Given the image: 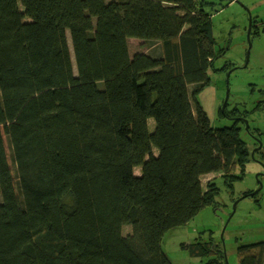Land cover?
<instances>
[{"label": "trees", "instance_id": "trees-1", "mask_svg": "<svg viewBox=\"0 0 264 264\" xmlns=\"http://www.w3.org/2000/svg\"><path fill=\"white\" fill-rule=\"evenodd\" d=\"M21 4L0 0V264H171L166 233L219 196L217 178L206 191L201 178L218 174L232 195L254 158L264 164L262 132L247 131L263 143L254 158L242 138L246 113L221 106L235 122L214 129L195 97L225 55L207 2ZM130 39L157 42L161 57L130 56ZM182 248L228 264L212 236ZM237 252L264 264V241Z\"/></svg>", "mask_w": 264, "mask_h": 264}, {"label": "rangeland", "instance_id": "rangeland-1", "mask_svg": "<svg viewBox=\"0 0 264 264\" xmlns=\"http://www.w3.org/2000/svg\"><path fill=\"white\" fill-rule=\"evenodd\" d=\"M19 9L23 11L21 0H17ZM120 0H105V3ZM205 10L212 14L213 34L216 39V50H225V55L218 58L210 70L211 82L196 93L195 97L207 114L214 129L229 128L234 125V118L221 114V106L226 97L227 78L226 71L214 72L228 65L234 67L230 82V97L228 112L238 108L248 115L249 127L257 128L262 132L264 142V30L258 37H250L251 9L247 7L248 0H205ZM233 2V4H232ZM28 22V19L24 20ZM69 45L72 53L70 37ZM251 44V49L250 45ZM130 56L145 53L153 57H161L162 49L157 42H142L139 39H130L128 42ZM249 60L247 62V52ZM73 62H74V57ZM196 89L190 86L192 94ZM150 133H154L156 124L153 119L148 122ZM242 138L248 143L251 151L255 150V141L243 130ZM158 150L153 149V155L158 156ZM141 168H135L134 174L140 176ZM218 174H209L201 178L204 191L207 182L217 178L216 183L220 189L215 203L203 209L191 222L167 232L162 242V250L171 264H207L208 259L191 257L182 246L194 243L200 237L209 240L213 237L220 244L228 264H239L237 249L241 245L255 244L264 241V164L254 158L247 167L245 178L234 185L231 195L226 189L222 178ZM262 190L256 196L244 198L247 192H255L259 183ZM237 203L233 214V206ZM131 227L125 226L122 234H131ZM219 264V263H218Z\"/></svg>", "mask_w": 264, "mask_h": 264}, {"label": "water", "instance_id": "water-1", "mask_svg": "<svg viewBox=\"0 0 264 264\" xmlns=\"http://www.w3.org/2000/svg\"><path fill=\"white\" fill-rule=\"evenodd\" d=\"M249 14H250V26H249V30H248V40L251 42L250 37H251V34H252V27H253L254 24H257L258 20L256 18H253V15H252L251 12H249ZM249 46H250V49H251V44ZM248 60H249V51L247 52V62H248ZM233 70H234V68L231 69L229 71V73H228L226 97H225L224 103L222 105V111L223 112L225 111V109L227 107L228 100H229V97H230V82H229V78H230V75H231V73H232ZM242 120L246 124L247 131H249V122L246 119H243V118H242ZM255 139H256L257 142H259V146L255 150L252 151L251 155H252L253 158H254V155H255L256 150H260L263 147L262 141L259 140L257 137H255ZM262 188H263V184L260 182L257 191L252 192L251 193V196H255L257 193H259L262 190ZM237 203H238L237 201L234 203V206H233V214L236 211ZM224 256H225V254H224ZM225 261L227 263L226 256H225Z\"/></svg>", "mask_w": 264, "mask_h": 264}, {"label": "crops", "instance_id": "crops-1", "mask_svg": "<svg viewBox=\"0 0 264 264\" xmlns=\"http://www.w3.org/2000/svg\"><path fill=\"white\" fill-rule=\"evenodd\" d=\"M248 1L249 4L247 5V7L251 9L253 18H256L258 20L257 23L264 24V0H248Z\"/></svg>", "mask_w": 264, "mask_h": 264}]
</instances>
